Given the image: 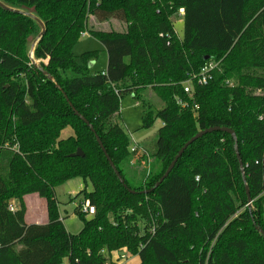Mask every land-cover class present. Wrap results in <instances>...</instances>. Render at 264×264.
<instances>
[{
    "label": "trees",
    "instance_id": "obj_1",
    "mask_svg": "<svg viewBox=\"0 0 264 264\" xmlns=\"http://www.w3.org/2000/svg\"><path fill=\"white\" fill-rule=\"evenodd\" d=\"M0 2L32 9L0 7V264H105L120 250L137 264H264V0ZM89 17L124 29L89 28ZM83 32L103 46L104 70L88 65L96 50L73 55ZM208 62L217 65L200 84ZM146 90L162 106H147L140 128L161 125L154 150L135 157L119 105ZM211 126L235 138L220 130L197 138L149 190L184 142ZM73 177L91 185L76 197L94 207L86 215L75 206V234L54 194ZM32 193L44 199L45 223L24 220L23 196Z\"/></svg>",
    "mask_w": 264,
    "mask_h": 264
},
{
    "label": "rangeland",
    "instance_id": "obj_2",
    "mask_svg": "<svg viewBox=\"0 0 264 264\" xmlns=\"http://www.w3.org/2000/svg\"><path fill=\"white\" fill-rule=\"evenodd\" d=\"M21 1L30 2L32 0ZM18 8L19 11L31 14L30 12L32 9L26 5H19ZM173 26L177 35H180L182 32V22L179 19H175L173 20ZM88 27L98 30L122 31L124 29V24L115 20H110L108 22H97L93 17H89ZM33 44H35V39L31 40L29 52H31ZM91 50L98 51L96 59L88 62L89 66L92 62H94V66L91 68V71H94L100 69V65H102L105 61V52L103 51V46L98 40L85 32L84 35H82L74 44L72 53L78 60V56L81 53ZM68 75H70L69 72ZM147 106L152 110H156L162 106V103L149 90L143 91L140 97H134L131 94H124L120 99L118 121L128 134L130 145L136 142L140 148L142 147L148 153H151L155 146L156 131L160 127L161 123L160 121L156 120L151 127L140 128L142 112L145 108H147ZM69 133L70 130L65 129L62 131L61 137H66ZM140 153L142 152L140 151ZM135 160L136 158L133 157L131 161L133 162ZM141 165L144 168L147 167V160H142ZM84 187H86L87 191L91 190V185L87 183L85 186L83 184L82 178L80 177H73L54 187V194L58 203L60 218H62V223L65 229L71 234L77 233L82 226V222L75 213L74 209L77 204L79 205L81 200L80 196L76 197L77 193ZM23 203L25 206V213L27 207L29 208V213L26 217L27 222H45L46 211L43 198L38 197L35 193H32L25 196ZM13 206H15V201L13 202ZM262 214H264V208H262ZM121 251L125 252V250ZM138 262L139 258L137 256H131L127 264H137Z\"/></svg>",
    "mask_w": 264,
    "mask_h": 264
},
{
    "label": "water",
    "instance_id": "obj_3",
    "mask_svg": "<svg viewBox=\"0 0 264 264\" xmlns=\"http://www.w3.org/2000/svg\"><path fill=\"white\" fill-rule=\"evenodd\" d=\"M0 7L3 8V9H8V10H13V11H17V12H20L19 10H16V9H11L9 7H6L4 4H2L0 2ZM29 14V13H28ZM31 15V14H29ZM40 25L42 26V24L40 23ZM43 33V26H42V29H41V32L39 34L42 35ZM34 45V44H33ZM29 57L30 59L32 60V63L34 64V66H37L36 65V62L32 59V51L29 52ZM48 78H50L49 75H47ZM73 109V108H72ZM75 114H77L75 111H74ZM80 118L86 123L88 124L81 116ZM90 127V130L92 132H94L93 128L88 125ZM225 131V132H228L233 138H235V135H234V132L233 130L227 128V127H219V126H211V127H208V128H205V129H202V130H199L198 132H196L193 136H191L186 142H184V144L179 148V150L177 151V153L174 155L173 159L170 161V163L168 164V166L166 167V169L164 170L163 174L159 177V179L155 182L154 186L152 188H150L149 190H152L154 187L158 186L162 181L163 179L169 174V172L172 170L175 162L177 161V159L180 157V155L182 154V152L184 151V149L189 145L191 144L193 141H195L197 138L201 137L202 135L206 134V133H209V132H212V131ZM94 137H95V140L99 146V148L101 149L106 161L108 162V165L110 166V168L113 170L116 178L118 179L119 183L124 187V188H127L126 187V184L124 183V180L122 179V177L120 176L119 172L116 170L114 164L112 163L109 155L106 153V150L104 149L100 139L98 138V136L94 133ZM236 150V156L237 158L239 159V156H238V153H237V149L235 148ZM72 155H76V156H82V152L80 149H76L75 153H73ZM239 166H240V170L241 172H243V168H242V164H241V161L239 160ZM243 179H244V176H243ZM245 189H246V194H247V200H248V203L247 205H250L251 203V198H250V195H249V192H248V188L247 186L245 185ZM149 190H144L143 192H147ZM130 192H134L132 190H129Z\"/></svg>",
    "mask_w": 264,
    "mask_h": 264
},
{
    "label": "built area",
    "instance_id": "obj_4",
    "mask_svg": "<svg viewBox=\"0 0 264 264\" xmlns=\"http://www.w3.org/2000/svg\"><path fill=\"white\" fill-rule=\"evenodd\" d=\"M179 14H183V10L182 9H179ZM85 32L81 33V36L84 35ZM217 65V63L215 62H208L207 64H205L202 69L200 70V72L196 75L197 77V82L200 83V84H204L206 83V81L208 79L211 78V70H213V68H215ZM184 91L185 92H189L190 91V87H189V84L188 82L185 83V86H184ZM138 144L136 142H134L132 145L129 146V150L131 152H135L136 155L135 157L139 156L140 154H142V149L138 148ZM140 151L142 153H140ZM147 167H148V160H147ZM198 177L196 176L195 177V180H197ZM79 212L82 213V214H86V215H91L94 213V207L91 206L88 202V200H85V201H82V202H79ZM9 209L10 210H14L15 209V206H13V202H11L9 204ZM101 252H103V250H101ZM132 255H130L127 251H118V252H111L109 255L106 256L107 258V262L105 264H127L129 258L131 257Z\"/></svg>",
    "mask_w": 264,
    "mask_h": 264
},
{
    "label": "crops",
    "instance_id": "obj_5",
    "mask_svg": "<svg viewBox=\"0 0 264 264\" xmlns=\"http://www.w3.org/2000/svg\"><path fill=\"white\" fill-rule=\"evenodd\" d=\"M105 55V61L103 62V64L102 65H100V69H98V70H104L105 68H106V54H104ZM93 66H94V62H92L91 64H90V68H93ZM26 196V195H25ZM25 196H23V199H25ZM44 200V199H43ZM44 204H45V202H44ZM26 206H27V204H26ZM29 213V208L27 207V210H26V213H25V215H24V220H25V222L26 223H29V222H27L26 221V217H27V214ZM34 214V213H33ZM45 222H46V218H45ZM44 222V223H45ZM34 223H37V222H34ZM43 223V222H42Z\"/></svg>",
    "mask_w": 264,
    "mask_h": 264
}]
</instances>
